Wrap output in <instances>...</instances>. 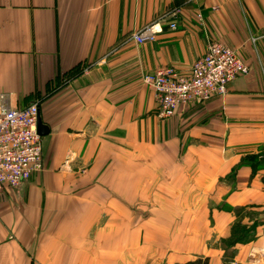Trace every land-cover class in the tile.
Listing matches in <instances>:
<instances>
[{
	"label": "crops",
	"instance_id": "crops-1",
	"mask_svg": "<svg viewBox=\"0 0 264 264\" xmlns=\"http://www.w3.org/2000/svg\"><path fill=\"white\" fill-rule=\"evenodd\" d=\"M209 40L248 73L159 119L142 75L188 74ZM0 92L49 129L43 170L1 190L0 264H143L145 245L165 264H264V0H0ZM150 196L166 228L133 216Z\"/></svg>",
	"mask_w": 264,
	"mask_h": 264
},
{
	"label": "built area",
	"instance_id": "built-area-1",
	"mask_svg": "<svg viewBox=\"0 0 264 264\" xmlns=\"http://www.w3.org/2000/svg\"><path fill=\"white\" fill-rule=\"evenodd\" d=\"M198 16L201 18V14ZM169 26L174 29L176 24ZM160 31L161 28L149 24L135 32L132 40L136 44L154 42ZM248 71V65L235 49L222 41L209 40L205 53L194 60L188 74L163 66L144 73L141 80L153 90L157 117L167 119L182 105L202 103L224 94L231 81ZM38 113L37 102L13 107L8 95L0 92V193L4 187L18 188L44 168L42 139L36 129Z\"/></svg>",
	"mask_w": 264,
	"mask_h": 264
},
{
	"label": "rangeland",
	"instance_id": "rangeland-1",
	"mask_svg": "<svg viewBox=\"0 0 264 264\" xmlns=\"http://www.w3.org/2000/svg\"><path fill=\"white\" fill-rule=\"evenodd\" d=\"M149 43H153V42H149ZM246 74H244V75H246ZM226 93H227V90L224 94H222V96L225 95ZM205 102H207V101H205ZM202 103H204V102H202ZM253 161L259 162L260 160L257 156L256 159H254ZM235 173H236V169H232L231 172L226 176L227 179L229 177H234ZM164 174L165 175H163V176L166 178L167 177L166 172ZM166 186H167V182L165 181L164 187H166ZM153 192H159V190L156 187H153ZM139 200L140 199H138V202H136V200H135L133 206L135 207L136 205H138L139 207H141V205H142L144 213L143 214H140V213L133 214V216L140 217V218L143 217L145 223L148 221H152L154 218V220L157 222L158 225H160V227L166 228V226L168 224V216L169 215L167 213H164V212L155 213L154 212L155 210H153V207L161 205V206L166 208L169 204L167 202L168 201L167 196H165V198H159V199H154L153 197L150 196V197L144 198L142 202H141V200L139 202ZM175 217H176V220L174 221V225L176 227L175 232L178 233L179 230H181V229H178V226H179L178 222L182 221V219L180 220L182 215H175ZM158 249L160 250V253L156 252V247H154V249L152 250V248L150 246L146 247V245H145L144 263L143 264H165L166 259L164 258V253H163V251L165 250V247L159 246Z\"/></svg>",
	"mask_w": 264,
	"mask_h": 264
},
{
	"label": "water",
	"instance_id": "water-1",
	"mask_svg": "<svg viewBox=\"0 0 264 264\" xmlns=\"http://www.w3.org/2000/svg\"><path fill=\"white\" fill-rule=\"evenodd\" d=\"M36 129L39 135L43 136L48 133V127L43 123L39 113L37 115Z\"/></svg>",
	"mask_w": 264,
	"mask_h": 264
},
{
	"label": "trees",
	"instance_id": "trees-1",
	"mask_svg": "<svg viewBox=\"0 0 264 264\" xmlns=\"http://www.w3.org/2000/svg\"><path fill=\"white\" fill-rule=\"evenodd\" d=\"M207 263H208V259L206 257L204 258L198 257L194 260H189L181 264H207Z\"/></svg>",
	"mask_w": 264,
	"mask_h": 264
}]
</instances>
